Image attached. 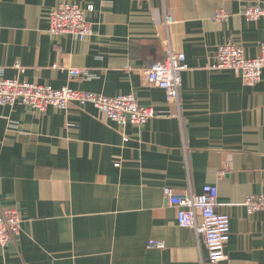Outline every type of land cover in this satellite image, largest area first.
I'll return each mask as SVG.
<instances>
[{"label": "crops", "instance_id": "0c3cea01", "mask_svg": "<svg viewBox=\"0 0 264 264\" xmlns=\"http://www.w3.org/2000/svg\"><path fill=\"white\" fill-rule=\"evenodd\" d=\"M59 2L84 10L89 37L47 32ZM253 3L264 9V0H0V78L131 92L158 115L120 127L89 104L0 106V208L21 216L0 264H200L205 246L177 225L163 188L197 194L205 184L230 216L229 263L264 264V210L242 205L264 191V68L255 85L212 68L228 42L262 53L264 15L241 14ZM216 9L230 16L216 21ZM166 13L175 22L165 27ZM169 49L187 64L177 103L145 79ZM73 67L86 73L71 78ZM151 239L164 248H148Z\"/></svg>", "mask_w": 264, "mask_h": 264}, {"label": "built area", "instance_id": "2783aa9c", "mask_svg": "<svg viewBox=\"0 0 264 264\" xmlns=\"http://www.w3.org/2000/svg\"><path fill=\"white\" fill-rule=\"evenodd\" d=\"M140 3L144 0H132ZM247 20H258L264 15V9L259 3L243 7L241 12ZM47 32L55 37L61 34L74 35L85 39L92 34L91 24L87 21L84 10L76 3L59 2L48 14ZM230 16L227 10L216 9L213 19L226 21ZM164 26L175 22L173 16L166 13ZM214 69H234L242 78L244 84L255 85L262 78L264 68V44L262 53L258 57H248L241 46L228 42L222 44L216 51ZM14 67L22 73L24 67L18 63ZM187 69L185 55L180 51L168 50L166 56L146 69L145 79L149 85L162 88L168 102L179 101L180 76ZM86 72L80 68H68L71 78L81 77ZM75 104L83 107L93 105L98 112L120 127L127 123L143 126L147 121L158 115L152 107L141 106L135 96L129 92L105 97L93 91L72 89L68 86L54 89L44 84L28 83L16 78H0V106H27L40 113L48 107L66 109ZM216 185L205 184L201 192L194 193L190 188L175 192L169 187L163 188L165 201L174 208L177 225L181 228L192 229L197 241L204 244L207 251L205 261L200 264H230L229 257L224 250L230 239V216L218 212ZM244 205L247 214L264 210V191L258 195H249ZM21 216L14 206L0 208V246L4 247L19 235ZM165 242L149 240L148 248L163 249Z\"/></svg>", "mask_w": 264, "mask_h": 264}]
</instances>
